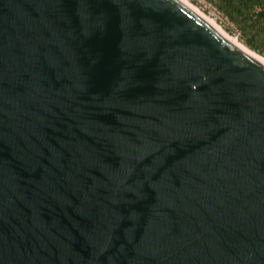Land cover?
Segmentation results:
<instances>
[{
  "label": "water",
  "instance_id": "water-1",
  "mask_svg": "<svg viewBox=\"0 0 264 264\" xmlns=\"http://www.w3.org/2000/svg\"><path fill=\"white\" fill-rule=\"evenodd\" d=\"M0 264H264V62L183 0H0Z\"/></svg>",
  "mask_w": 264,
  "mask_h": 264
},
{
  "label": "rangeland",
  "instance_id": "rangeland-1",
  "mask_svg": "<svg viewBox=\"0 0 264 264\" xmlns=\"http://www.w3.org/2000/svg\"><path fill=\"white\" fill-rule=\"evenodd\" d=\"M202 13L214 19L232 37L250 48L252 51L264 57V27H251L242 22L228 18L219 7L211 0H186ZM252 43V47L249 43Z\"/></svg>",
  "mask_w": 264,
  "mask_h": 264
},
{
  "label": "trees",
  "instance_id": "trees-1",
  "mask_svg": "<svg viewBox=\"0 0 264 264\" xmlns=\"http://www.w3.org/2000/svg\"><path fill=\"white\" fill-rule=\"evenodd\" d=\"M231 20L264 27V0H211ZM249 46H253L249 43Z\"/></svg>",
  "mask_w": 264,
  "mask_h": 264
},
{
  "label": "bare ground",
  "instance_id": "bare-ground-1",
  "mask_svg": "<svg viewBox=\"0 0 264 264\" xmlns=\"http://www.w3.org/2000/svg\"><path fill=\"white\" fill-rule=\"evenodd\" d=\"M185 3H187L190 7H192L195 11H197L199 14H201L204 18H206L211 24H213L219 31H221L225 36H227L229 39H231L234 43H236L239 47L244 49L245 51L249 52L253 56L257 57L258 59L262 60L264 62V57L259 55L258 53L252 51L250 48H248L246 45H244L242 42H240L237 38L232 37L227 31H225L214 19L208 17L204 13H202L199 9H197L195 6L187 2L186 0H183Z\"/></svg>",
  "mask_w": 264,
  "mask_h": 264
}]
</instances>
